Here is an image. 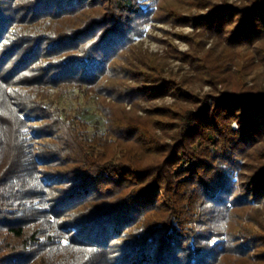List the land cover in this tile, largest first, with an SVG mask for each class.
I'll use <instances>...</instances> for the list:
<instances>
[{"label":"trees","instance_id":"16d2710c","mask_svg":"<svg viewBox=\"0 0 264 264\" xmlns=\"http://www.w3.org/2000/svg\"><path fill=\"white\" fill-rule=\"evenodd\" d=\"M151 1L0 0V264H264V0ZM149 22L193 25L194 77L130 61Z\"/></svg>","mask_w":264,"mask_h":264},{"label":"rangeland","instance_id":"374dc122","mask_svg":"<svg viewBox=\"0 0 264 264\" xmlns=\"http://www.w3.org/2000/svg\"><path fill=\"white\" fill-rule=\"evenodd\" d=\"M234 2L237 0H229ZM141 10L148 11L154 10L156 6L151 0H137ZM193 9L187 11L186 15H193L195 13H204ZM144 33L142 36L134 37L131 43V49L129 51L130 61L138 62L137 56L144 55L146 57H152L154 62H160L165 66L164 72L166 77L181 80L195 76V69L187 61L179 58L182 54L189 52L193 45L190 42L183 41L177 37V34L190 35L194 31L193 25L188 26H177L171 23H155L149 22L144 27ZM215 43L212 38L207 39V43L204 49H207L211 44ZM244 54H250L251 49L244 47L240 49ZM231 67L230 65H227ZM256 79L261 83H264L263 69L258 67L252 71L248 76V83L251 80ZM136 81L130 80L129 83L134 84ZM188 89L195 94L202 95L210 91V87L203 84L201 81H196L194 84L189 85ZM56 91L53 90L51 93L54 96ZM174 99L170 96H166L163 99H157L156 101H145L139 102L140 113L145 108L151 107L152 105L160 104H171ZM153 102V103H152ZM55 104L65 115H79L80 118L87 124L88 132H105V120L104 117L98 112L97 104L95 100H87L83 96V93L78 90L71 89L69 92L63 93L59 97H55ZM235 127V124H233ZM37 140H33L32 143L36 144ZM262 213L264 219V209L261 205L256 206ZM2 239L0 234V240Z\"/></svg>","mask_w":264,"mask_h":264}]
</instances>
